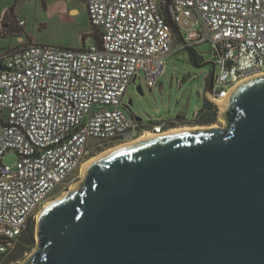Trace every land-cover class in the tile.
Wrapping results in <instances>:
<instances>
[{
    "label": "built area",
    "instance_id": "2783aa9c",
    "mask_svg": "<svg viewBox=\"0 0 264 264\" xmlns=\"http://www.w3.org/2000/svg\"><path fill=\"white\" fill-rule=\"evenodd\" d=\"M83 1L100 46L33 43L0 51V264L53 192L104 146L195 120L198 113L190 122L143 124L123 104L140 73L157 85L176 37L180 51L211 47L214 87L207 95L218 110L237 83L264 73V0ZM181 17L193 20L186 35ZM11 153L17 162L3 163Z\"/></svg>",
    "mask_w": 264,
    "mask_h": 264
},
{
    "label": "water",
    "instance_id": "95a60500",
    "mask_svg": "<svg viewBox=\"0 0 264 264\" xmlns=\"http://www.w3.org/2000/svg\"><path fill=\"white\" fill-rule=\"evenodd\" d=\"M187 50L212 65L209 101L215 66ZM218 106L225 125L145 132L85 162L42 207L23 264H264V73Z\"/></svg>",
    "mask_w": 264,
    "mask_h": 264
},
{
    "label": "rangeland",
    "instance_id": "374dc122",
    "mask_svg": "<svg viewBox=\"0 0 264 264\" xmlns=\"http://www.w3.org/2000/svg\"><path fill=\"white\" fill-rule=\"evenodd\" d=\"M8 1L14 3V0H0V13ZM15 1L19 6L18 34L24 37L26 44L36 43L53 47L81 49L84 47L83 36H87L86 39L89 41L86 44L87 48L98 41L94 37V33L95 36L99 37L100 32L94 31L91 27L89 14L82 0H45L49 7L48 11L45 10L42 0ZM73 8L79 9L78 15L70 13ZM21 20L24 21L23 25L20 24ZM179 25L182 28V34L186 35L187 31L193 27V20L188 17H181ZM179 41V38L176 37L173 54L167 58L165 72L158 79L156 86H152L147 81L145 74L140 73L136 82L128 88L123 102L124 105H129L130 100L133 101L130 110L126 109L125 111L128 116L141 118L143 124L170 121L177 116L190 122L193 120L194 115L205 107L207 101L205 92L208 87V77L211 74L212 65L208 64L202 68L193 67L188 50H178ZM16 44H19V42L14 35H9L6 39L0 38V51L10 46L15 47ZM195 51L201 57L200 64L212 62L213 56L209 45H201ZM189 75L190 77H188ZM183 78L187 79L184 84H181ZM138 86H141L143 95L137 90ZM219 117L220 110L218 111L217 121L209 126L225 125V122ZM195 127H204V125L179 122L174 126V129ZM119 145L121 144L104 146L99 154ZM17 159V155L11 153L6 155L3 163L14 165ZM82 167L74 175L78 176L66 185L57 188L47 202L61 196L82 180L84 177L83 172H81ZM39 212H37L34 220L36 228ZM35 242L36 244L31 250L23 253L17 261L11 264H23L38 247L37 235H35Z\"/></svg>",
    "mask_w": 264,
    "mask_h": 264
},
{
    "label": "trees",
    "instance_id": "16d2710c",
    "mask_svg": "<svg viewBox=\"0 0 264 264\" xmlns=\"http://www.w3.org/2000/svg\"><path fill=\"white\" fill-rule=\"evenodd\" d=\"M96 35V34H95ZM95 38L98 39V41L94 42L97 43V45L100 46V39L98 36H95ZM85 40V39H84ZM218 108L215 107L210 101H206L205 107L198 112L195 120L192 122L195 125H211L215 123L218 119ZM181 117L178 116V120L180 121ZM35 235H36V226L34 219H32L28 225L25 231L23 232L22 236L20 237L16 248L14 249V252L10 254V256L6 257L1 264H11L14 261H17L19 257L22 256L23 253L27 252L28 250H31L36 242H35Z\"/></svg>",
    "mask_w": 264,
    "mask_h": 264
},
{
    "label": "crops",
    "instance_id": "0c3cea01",
    "mask_svg": "<svg viewBox=\"0 0 264 264\" xmlns=\"http://www.w3.org/2000/svg\"><path fill=\"white\" fill-rule=\"evenodd\" d=\"M43 1V5L46 11L49 10V7L47 6V4L45 3V0ZM83 4L84 1L82 0ZM85 5V4H84ZM18 4L17 1L14 0V3L12 1H8L7 4H5L4 8L2 9L1 13H0V38H8L9 35H14L16 37V39L18 40L19 44H16L17 46L15 47H24L33 43H25L24 37L19 33V30L17 29V22L19 19V9H18ZM86 7V5H85ZM87 10V8H86ZM88 12V11H87ZM71 14L73 15H78L79 14V9L77 8H73L70 11ZM23 21V20H21ZM6 36V37H5ZM87 36H83V42H84V48H87L86 44L87 42H89L86 39ZM85 39V40H84ZM36 44V43H35ZM93 45V43L89 46L91 47ZM88 47V48H89ZM12 48V46L8 47V48H4L5 49H9ZM61 48V47H60ZM70 49V48H67ZM75 50H80V49H75ZM137 80V79H136Z\"/></svg>",
    "mask_w": 264,
    "mask_h": 264
},
{
    "label": "flooded vegetation",
    "instance_id": "af4514ba",
    "mask_svg": "<svg viewBox=\"0 0 264 264\" xmlns=\"http://www.w3.org/2000/svg\"><path fill=\"white\" fill-rule=\"evenodd\" d=\"M199 62H200V60H199ZM180 122L182 123V122H184V120H181ZM191 124H192V125H195L193 122H192Z\"/></svg>",
    "mask_w": 264,
    "mask_h": 264
},
{
    "label": "bare ground",
    "instance_id": "6f19581e",
    "mask_svg": "<svg viewBox=\"0 0 264 264\" xmlns=\"http://www.w3.org/2000/svg\"><path fill=\"white\" fill-rule=\"evenodd\" d=\"M174 130H175V129H174ZM81 170H82L81 172H83V167H82V169H81ZM50 201H51V200H50ZM46 204H48V202H47ZM46 204H45V205H46ZM45 205H44V206H45Z\"/></svg>",
    "mask_w": 264,
    "mask_h": 264
},
{
    "label": "clouds",
    "instance_id": "9594fccd",
    "mask_svg": "<svg viewBox=\"0 0 264 264\" xmlns=\"http://www.w3.org/2000/svg\"><path fill=\"white\" fill-rule=\"evenodd\" d=\"M209 79V78H208Z\"/></svg>",
    "mask_w": 264,
    "mask_h": 264
}]
</instances>
